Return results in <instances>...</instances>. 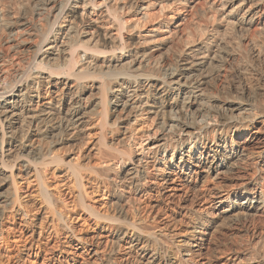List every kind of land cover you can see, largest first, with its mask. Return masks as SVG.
<instances>
[{"label": "bare ground", "instance_id": "bare-ground-1", "mask_svg": "<svg viewBox=\"0 0 264 264\" xmlns=\"http://www.w3.org/2000/svg\"><path fill=\"white\" fill-rule=\"evenodd\" d=\"M140 137L147 143L136 152ZM55 147L64 154L51 155ZM112 149L119 156L107 159ZM93 156L95 167L82 163ZM59 164L73 205L112 226L108 254L93 247L92 264H116L122 242L120 264H197L195 256L215 264L212 249L227 244L216 233L246 238L221 264H264V0H0V231L18 214L32 236L43 224L82 242L47 186L43 167ZM161 165L175 166L194 196L221 204L196 214L179 241L129 219L116 186L112 213L85 201L84 170L103 182L110 172L127 178L136 195L151 190L148 166L162 174ZM29 176L45 203L33 220L16 187Z\"/></svg>", "mask_w": 264, "mask_h": 264}, {"label": "rangeland", "instance_id": "rangeland-1", "mask_svg": "<svg viewBox=\"0 0 264 264\" xmlns=\"http://www.w3.org/2000/svg\"><path fill=\"white\" fill-rule=\"evenodd\" d=\"M156 9H154L155 11H150L149 17H157L156 15H158L160 11ZM153 11L156 15L152 14V16L151 12L153 13ZM163 14L166 15V13ZM160 16H162V13L158 15V17ZM125 19L131 22H138L139 25L142 26L145 24L144 27L147 26V23L144 22L145 20L140 19L139 15L136 14H128L125 16ZM126 35L127 34L124 33V37ZM136 129V134L140 136L146 127L139 124L136 125ZM96 131L98 132L97 128L92 129L94 137L97 135ZM146 143L147 141L143 137L137 138L134 145V149L137 150L136 152L140 151V146H144ZM56 148L57 147L53 148L51 155L58 153H61L60 155L64 154V150L62 151L59 149L57 151ZM103 154L107 159H114L119 156L118 152L114 149L104 150ZM75 157L77 158L74 154L71 156L73 160L77 161ZM85 161V163H82L92 165V167H95L96 164L98 165L96 156ZM39 167L41 168V166ZM53 167H55V165L43 167L45 173L47 172L46 182L49 187L48 189L52 195L60 196L61 199H63L64 203L58 204L56 209H60L59 211L63 214L69 212L67 213L68 218H71L69 222L75 234L82 237V242L75 238L66 239L65 233L62 234V230L59 236L53 235L49 233V227L43 224L42 227H44V229L41 235L39 237L37 235L32 236L29 232L31 224L26 222V217L15 214L12 217L9 216L4 218L2 221L0 231V264H92L94 260L91 252L93 247L98 248V250L102 249L99 253V257L101 258L106 257L108 254L107 252L111 247H105V241L112 231L111 224L99 222L82 208L73 205V196L71 194L68 195V190L65 188V183L69 184V180L67 181L65 178V170L63 171L65 165H57L55 171L52 173L50 169ZM161 168L165 170L162 174L158 173L152 166H148L149 177L153 180V183L150 184L151 190H149L147 194L136 195H133L129 190L127 178H115L114 174L110 172V176H108L109 179L103 182V180L97 178L93 172L87 174L88 171L84 170L86 175L85 179L89 177L86 180L84 179V184H86L84 186L86 190L85 201L92 206L96 212L98 211L104 214L112 213L113 207L110 205L111 195H113L116 186L117 191L121 192L124 198L127 197L125 199L126 203L124 204V209L127 211L129 219L136 218L137 220H142L147 224L148 228H151L156 233L160 231L176 233L174 238L179 241L191 230V226L195 222L196 214L204 213L208 210L210 205L220 206L221 204H218L216 201L209 202L208 198L200 195L194 196L192 192L185 190L180 180L175 175V172H178L175 166H172L171 171H173L171 173H168L169 169L164 165H161ZM162 176L164 180H161ZM16 187L20 203L19 210H25L32 220L35 216H40L39 214L42 212L45 203L38 192L39 187L36 178L34 176H29L24 179L17 178ZM65 201L68 204L67 210H65ZM257 228L264 230V217L257 224ZM39 230L40 227H37V232ZM216 236L221 241L225 239V244H227H223L217 250L212 249L211 253L209 252L210 255L212 254V258L209 257L212 259L211 263H223L226 258L225 256L229 252L227 247H230V249L235 248L240 251L245 249L246 238L244 236H238L235 242H229L227 238L218 235V233H216ZM103 248L106 250H103ZM127 251L128 245L122 242L121 246L117 248L114 247L112 254V256H114L111 259H113L116 264H120L121 259L125 256ZM248 258V256L243 257L242 263H248ZM191 262L201 264L205 261L203 258L195 256Z\"/></svg>", "mask_w": 264, "mask_h": 264}]
</instances>
